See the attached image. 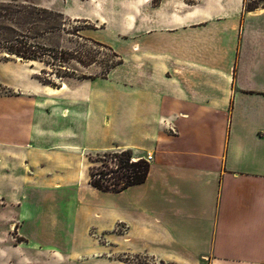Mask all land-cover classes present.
Returning a JSON list of instances; mask_svg holds the SVG:
<instances>
[{"label":"crops","instance_id":"1","mask_svg":"<svg viewBox=\"0 0 264 264\" xmlns=\"http://www.w3.org/2000/svg\"><path fill=\"white\" fill-rule=\"evenodd\" d=\"M66 3L65 15L102 26L149 25L139 19L149 0H85L92 12L76 16ZM163 39L161 50L129 53L146 61L114 91L100 82L50 88L1 65L0 86L20 95L0 96V171L11 162L14 179L29 176L52 198L61 192L65 209L75 202L94 219L101 195L135 191L147 213L135 228L144 246L131 249L129 227L110 239L114 251L160 264H264V8L245 13L242 0H176V34ZM114 94L127 102L116 105ZM122 120L140 130L91 151L97 131L116 130ZM114 149L149 155L147 177L119 193L98 191L87 156ZM106 223L113 224L101 230L113 226ZM170 230L176 257L162 247Z\"/></svg>","mask_w":264,"mask_h":264},{"label":"rangeland","instance_id":"2","mask_svg":"<svg viewBox=\"0 0 264 264\" xmlns=\"http://www.w3.org/2000/svg\"><path fill=\"white\" fill-rule=\"evenodd\" d=\"M1 3L8 6H35L61 13L65 18L64 23H58V31L40 41L54 51L65 52L61 56L64 62L61 69L56 61L50 59H44L50 63L47 65L39 62L31 64L0 53V66L19 69L35 83L50 88L65 82H100L105 87L113 86L111 89L114 91L113 83H124L126 73L146 61L140 55L130 58L129 53L161 50L166 33L176 34V0H149L147 8L139 17L149 25L127 29L102 26L93 20L65 15L61 7L66 0H0ZM68 3L72 7L69 13L73 16L84 13V10L92 12V6L86 4L85 0H68ZM77 28L80 29L78 32ZM151 61L156 65L162 62L161 59ZM112 91L109 94H113ZM1 95L19 96L20 92L0 86ZM113 97L116 105L127 102L122 96L116 97L114 94ZM125 106L126 104L123 107ZM130 127L133 128L131 131ZM139 130L140 127L135 128L133 124L122 120L121 124H117L116 130L109 127L99 129L88 147L91 151H96L110 142L112 136V142L121 144L122 141H130V134ZM93 133L95 134L94 130ZM121 151L123 150L114 149L89 153L88 174L90 167H111V161L103 157L105 153ZM132 157V161L137 160L133 153ZM3 169L4 171H0V264H160L145 254H132L119 249L114 251L111 246L113 243L110 239L115 235H126L129 227L132 228L127 234L132 239L129 244L131 249L144 246L138 235L139 230L135 228H138V223H142L147 213L142 212L144 207L137 201L138 194L135 191L101 195V202L96 200V206L102 207L101 218L94 219L81 213L75 202L69 210L65 209L66 201L61 192L53 193L52 198L50 192L46 193L45 187L38 181L32 183L29 176L25 183L18 178L14 179L15 171L11 162ZM26 173L31 174L29 170ZM34 173L32 170V174ZM108 207L113 208L112 215L103 209ZM111 220L113 224H105V227L112 224L111 230L100 229L104 222ZM166 236L168 241L162 247L165 248V253L176 257V234L170 230ZM120 247L126 248L124 244Z\"/></svg>","mask_w":264,"mask_h":264},{"label":"trees","instance_id":"3","mask_svg":"<svg viewBox=\"0 0 264 264\" xmlns=\"http://www.w3.org/2000/svg\"><path fill=\"white\" fill-rule=\"evenodd\" d=\"M245 13L264 8V0H242ZM64 23L61 13L39 9L35 6L0 4V53L26 62L46 64L56 61L61 69L62 51H54L40 42L45 36L58 31V23ZM80 29L77 28L76 32ZM76 35V34H75ZM7 59V58H6ZM50 64V63H49ZM91 65V64H89ZM55 88V86H52ZM111 167L89 169V184L101 192L119 193L131 186L142 184L148 174L149 163L144 159L132 161L131 150L105 153Z\"/></svg>","mask_w":264,"mask_h":264},{"label":"built area","instance_id":"4","mask_svg":"<svg viewBox=\"0 0 264 264\" xmlns=\"http://www.w3.org/2000/svg\"><path fill=\"white\" fill-rule=\"evenodd\" d=\"M145 160H146V161H150V156L147 155Z\"/></svg>","mask_w":264,"mask_h":264},{"label":"bare ground","instance_id":"5","mask_svg":"<svg viewBox=\"0 0 264 264\" xmlns=\"http://www.w3.org/2000/svg\"><path fill=\"white\" fill-rule=\"evenodd\" d=\"M33 62L31 61V64H32ZM35 65V64H34ZM41 69V68H40Z\"/></svg>","mask_w":264,"mask_h":264}]
</instances>
